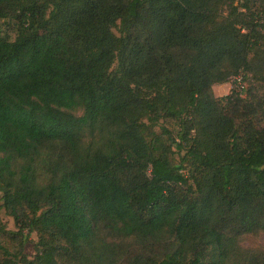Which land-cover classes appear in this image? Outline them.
I'll list each match as a JSON object with an SVG mask.
<instances>
[{"label": "trees", "instance_id": "trees-1", "mask_svg": "<svg viewBox=\"0 0 264 264\" xmlns=\"http://www.w3.org/2000/svg\"><path fill=\"white\" fill-rule=\"evenodd\" d=\"M262 233L264 0H0V264H264Z\"/></svg>", "mask_w": 264, "mask_h": 264}, {"label": "rangeland", "instance_id": "rangeland-1", "mask_svg": "<svg viewBox=\"0 0 264 264\" xmlns=\"http://www.w3.org/2000/svg\"><path fill=\"white\" fill-rule=\"evenodd\" d=\"M213 89H214V94L217 97L226 96V95L230 94V92L232 90H234V83L231 80L227 84H224V85H216V86H214ZM4 221L7 222L8 229H10V230H13L14 229V225H13V222H12L11 219L4 218ZM32 239L35 241L36 240V236L33 235L32 236ZM258 245H264V233L260 234L257 237H248L243 242V246H245V247H253V246H258ZM25 253L27 255H29L30 257H32L34 255L33 244H29L26 247Z\"/></svg>", "mask_w": 264, "mask_h": 264}, {"label": "built area", "instance_id": "built-area-1", "mask_svg": "<svg viewBox=\"0 0 264 264\" xmlns=\"http://www.w3.org/2000/svg\"><path fill=\"white\" fill-rule=\"evenodd\" d=\"M233 83H234V90H236L237 92H244L246 89V84L243 80L242 76H238L232 79Z\"/></svg>", "mask_w": 264, "mask_h": 264}]
</instances>
